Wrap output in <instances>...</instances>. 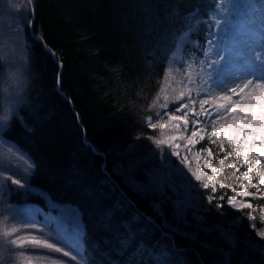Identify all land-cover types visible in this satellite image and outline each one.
I'll use <instances>...</instances> for the list:
<instances>
[{"label":"trees","instance_id":"16d2710c","mask_svg":"<svg viewBox=\"0 0 264 264\" xmlns=\"http://www.w3.org/2000/svg\"><path fill=\"white\" fill-rule=\"evenodd\" d=\"M32 31L25 26L29 82L16 110L0 134L31 161V185L48 199L74 206L83 226L86 264H128L141 261L133 249L121 251L118 241L129 228L137 240L158 246L142 264H222L220 253L174 237V244L141 222L151 215L146 198L124 185L115 172L119 154L136 138L151 135L145 124L161 88L165 64L190 21L206 19L211 0H32ZM202 39L205 25L196 29ZM62 63V67L60 64ZM59 85V89H58ZM93 145L98 155L88 145ZM230 150V149H228ZM221 157V156H220ZM233 173V169L225 168ZM236 175V174H235ZM234 179V176H233ZM236 183V182H235ZM225 184L234 187L233 182ZM13 204L47 209L43 196L17 188ZM210 206L207 221L241 217L222 201L223 215ZM254 215L245 214L237 229L241 240L264 232L260 220L264 200H254ZM246 212L248 210H245ZM159 227V220L153 221ZM253 225L255 227H253ZM238 249L231 264H239ZM247 261L264 264L248 254Z\"/></svg>","mask_w":264,"mask_h":264},{"label":"snow or ice","instance_id":"6c2138e0","mask_svg":"<svg viewBox=\"0 0 264 264\" xmlns=\"http://www.w3.org/2000/svg\"><path fill=\"white\" fill-rule=\"evenodd\" d=\"M213 3L216 10L208 22L205 37L207 43L202 49L205 60L200 65L199 71L192 63H186L182 70L183 80L180 91L173 90L171 97L165 94L162 103L159 97L153 99L150 109L158 106L162 111L156 113V122H153L152 116L145 118L148 128L159 129L166 134L159 139L148 137L161 150L165 160L169 161L170 156H175L180 163L175 165V162H172L174 168L167 174L168 183L153 181L148 187L137 186L136 191L145 198L159 193V199L154 200L150 205L151 215L140 217L146 229L147 226H151L173 244L174 237L179 235L207 251L219 252L225 257L222 264H231L234 253L243 248L244 252L239 264H248L246 258L248 254L258 253L264 257V243L254 241L250 234L246 239L241 240L237 232L243 215L246 214L250 220L256 219L253 214L255 205L252 201L264 200V156L254 151L255 148H259L260 152L264 153V0H256L255 5L252 0H213ZM226 4L227 8H225ZM241 10L244 11L246 23L243 27L233 26V20L239 16ZM24 11L26 9H21V12ZM224 12L228 14H222ZM233 13L235 16L232 15ZM3 36L4 26L0 25V38ZM238 44L246 50L247 71L229 72L227 69L232 63L233 52ZM8 66L11 67L10 64ZM194 91L196 97L192 95ZM215 101L218 103H213ZM197 102L199 111L195 107ZM3 118L7 119V115L5 114ZM0 131L3 129L0 128ZM189 131L190 135H186ZM206 138L210 145L218 147L219 153H224L223 159H219V168L213 166V161L217 159L219 153L214 154L210 147H202L196 152L197 159L204 160L203 166L198 163L193 168L187 155L180 158L182 148L185 152H190L195 145ZM180 141L184 143L181 144ZM3 142L0 139V143ZM88 147L96 154L103 155L97 152L93 145L89 144ZM166 147L170 150V156L165 150ZM230 157H234V163H226ZM254 161L259 162V169L254 170ZM180 165L183 167L181 168ZM202 167L209 168L212 175L204 172ZM225 168L233 169L241 180L239 184L241 191L237 192L232 188L235 194L227 196L226 199L227 205L232 210L240 212L241 217L233 216L227 226L219 223L209 226L205 222V217L198 213L208 211L203 204L205 198L208 205H212L215 200L216 209L218 211L223 209L221 202L225 201V195L217 196L216 193L218 185L225 190L231 187L218 178ZM241 168L247 170L242 171ZM253 173L257 177L255 181ZM177 178L179 184L176 183ZM193 180L196 183H193ZM11 183L21 185V180L13 179ZM249 187L254 188L255 191H249ZM165 188L170 189L175 198L169 197ZM201 189L204 191L202 192ZM166 206L172 209L171 220L168 218V213L164 212ZM261 211L264 212V208ZM221 215H223L222 211ZM189 216L192 217L191 221ZM259 218L264 221V215ZM156 219L159 220V227L153 224ZM8 222L5 220L0 222V225ZM12 222H16L15 218ZM28 228L35 230V234L20 236L17 227L8 229L0 226V249L5 253L0 259V264H10V253L29 249H44L69 256V250L58 246L54 240L41 238L35 223L27 224L25 229ZM13 234H17L16 238L9 239ZM258 235L264 239V232ZM220 241L224 246H220L218 243ZM117 243L121 251H127L135 244L133 251L141 257V261L133 259L128 264H142L144 256L151 258L159 250L158 246L137 240L136 233L131 227ZM48 252H37L34 255L38 260H46ZM52 264H57V261L53 260Z\"/></svg>","mask_w":264,"mask_h":264},{"label":"rangeland","instance_id":"374dc122","mask_svg":"<svg viewBox=\"0 0 264 264\" xmlns=\"http://www.w3.org/2000/svg\"><path fill=\"white\" fill-rule=\"evenodd\" d=\"M227 7L228 5L226 4L225 8ZM21 9H26V11L21 12ZM32 10V0L31 2H29V0H0V25L4 26V36L0 38V62H3L0 64V82L3 80V69L9 64L11 67L23 66L27 69L28 64L27 53L25 49L26 41L24 29L25 26L30 29L29 21L32 19ZM222 14L227 15L228 13L224 12ZM232 15L235 16V13ZM211 17L212 14L207 20H191L187 30H185L178 38L177 45L165 64L161 88L154 99L159 97V100L162 103L165 94L171 97L173 90L176 92L180 91L181 81L183 78L182 70L186 63H192L193 67L199 71L200 65L203 64L205 60V57L202 54V49L204 46H206V44L203 45L202 43L198 42L196 37V29L201 23H206V31H208V22ZM236 25L242 27L240 14L233 20V26ZM31 33L33 37L36 36L34 35L33 31ZM34 38L37 39L36 37ZM240 60L241 57H239L240 66L237 68V71L245 72V70H247L245 57H243L242 63ZM204 67H207V65H204ZM165 73H167V75H165ZM193 96L196 97L195 94ZM18 98L19 96L16 95L15 92H11L7 96L0 92V128L5 127L8 124L11 115L15 113L17 105L16 103L19 101ZM198 99L199 97H197V100ZM195 107L196 110L199 111L198 102L196 103ZM149 110V116H152L153 122H156V113L162 110L159 109L158 106ZM5 114L7 115V119L3 118ZM147 129L151 132V135L149 136H152L153 139H159L166 135L159 129L153 130L148 127ZM208 130L210 131V127ZM186 135H190V131L187 132ZM148 137L136 138L134 142L127 148V150L119 154L120 161L115 166V172L120 176L122 183L135 193H138L136 191L137 186L148 187L153 181H163L164 183H168L166 177L167 174L174 168V164L172 162H175V165H179L180 163L177 157L170 156V150L167 149V147L165 150H169L168 154L170 156V160L166 161L161 154V150L158 149ZM0 139L4 141L3 143H0V169H7L6 171L0 170V222L5 220L9 221L7 224H2L0 226L6 227L8 229L15 226L19 230L18 235L25 236L28 234H35V230L30 228L25 229L27 224L35 223L41 238H50L51 240H54L58 246H62L63 249L69 250V256H63L62 253L48 252V250L44 249H29L22 250L21 252H13L9 254L11 256L10 264H52L53 260H56L57 264H86L83 256V226L78 210L72 205L60 204L51 201L38 188L32 186L30 182V174L32 169V163L30 159L19 148L13 146L11 143L3 139L1 134ZM180 143L183 144L184 141H180ZM202 147H210L214 154L219 153L218 147L215 145H210L208 139L206 138L201 143L195 145V147L190 152H185L182 148L180 151V158H183L185 155H187L188 161L191 163L193 168H195L198 163L203 166L204 160H198L196 156V152ZM254 151L257 152L258 155L264 156V153L260 152L259 148H255ZM223 157L224 153H219L217 159L213 161V166L219 168V159H223ZM234 162V157H230L229 160L226 161V163ZM253 165L254 170L259 169V162L254 161ZM180 167L182 168L183 165H180ZM202 170L208 175H212L209 168L202 167ZM241 170L246 171L247 169L241 168ZM185 171H187V169H185ZM218 178L223 183H225V181L233 182L235 186L225 190L223 188H219L218 185V192L216 193L217 196L224 194L226 200L227 196L235 194L232 191V188H235L237 192L241 191L239 188L241 180L238 178V173H236L234 170L233 173H229L226 172V169H224ZM13 179H20L22 186L12 184L11 181ZM253 179L254 181L257 180V177L254 173ZM192 182L196 183L194 180ZM176 183L179 184L178 178ZM244 183H246V181H244ZM17 188L43 196L46 200L48 208L43 209L35 204L20 205L11 203L9 200V195L14 191V189ZM201 191L203 192L204 190L201 189ZM249 191H255V189L249 187ZM165 192L169 197L175 198L170 189L165 188ZM139 195L144 197L142 194ZM146 199L151 205L154 200L159 199V193H156L154 196L149 195ZM214 202L216 201L214 200L213 203ZM253 202L254 200L252 203ZM203 204L208 208V211L199 212L198 214L205 217V222L207 225L211 226L219 223L227 226L231 223L232 220L226 223L223 222V218L219 222H208L206 217L207 213L210 211L211 205H208L206 198L204 199ZM164 212L168 213V218L171 220L172 209L166 206L164 208ZM262 215H264V212H262ZM13 218H15V223L12 222ZM189 220H192L191 216H189ZM16 235L17 234H13V236L9 237V239L16 238ZM214 237L215 233L213 234V238ZM251 238L256 242L264 243V239H262L259 235H254ZM218 243L220 246H224L222 241ZM225 251H227V247H225ZM37 252H48L47 259L38 260L34 255V253ZM4 255V251L0 249V259H2ZM248 264L252 263L248 261Z\"/></svg>","mask_w":264,"mask_h":264},{"label":"clouds","instance_id":"9594fccd","mask_svg":"<svg viewBox=\"0 0 264 264\" xmlns=\"http://www.w3.org/2000/svg\"><path fill=\"white\" fill-rule=\"evenodd\" d=\"M2 75L3 80L0 82V92L6 96L11 92H15L18 96H23L28 82L27 69L23 66H5Z\"/></svg>","mask_w":264,"mask_h":264},{"label":"bare ground","instance_id":"6f19581e","mask_svg":"<svg viewBox=\"0 0 264 264\" xmlns=\"http://www.w3.org/2000/svg\"><path fill=\"white\" fill-rule=\"evenodd\" d=\"M253 4L255 5L256 4V0H252ZM252 10L250 9L249 12H251ZM240 18H241V21H242V27L244 26V24L246 23L245 21V15H244V11L241 10L240 12ZM259 19V17L257 16V20ZM256 35H258V33H255ZM245 52L246 50L241 46V45H236L235 49H234V52H233V57H232V63L229 65L227 71L229 72H236V73H242V72H238L237 71V68L240 66L239 65V57H241V63L243 62V57H245ZM240 69V68H239ZM241 70V69H240ZM247 71V70H245ZM183 80V78H182ZM186 83V81H185ZM194 87V86H193ZM196 95V92L194 91L192 93V95ZM213 103H218V101H215ZM207 106V105H206ZM169 151V150H168ZM156 155V154H155ZM164 158V157H163ZM172 159V158H171ZM164 161V160H163Z\"/></svg>","mask_w":264,"mask_h":264},{"label":"water","instance_id":"95a60500","mask_svg":"<svg viewBox=\"0 0 264 264\" xmlns=\"http://www.w3.org/2000/svg\"><path fill=\"white\" fill-rule=\"evenodd\" d=\"M34 16H35V12H34V9H33V10H32V19H31V24H30L31 32H32V24H33ZM34 37H36L38 40L42 41L43 44H44V46L47 48V50L50 51V53H52V55H53V57H54V54H53L51 48H49V47L44 43L42 37H41V36H34ZM60 67H62V63L60 64ZM58 89H59V85H58ZM102 154H103V153H102ZM103 156H104V154H103Z\"/></svg>","mask_w":264,"mask_h":264}]
</instances>
